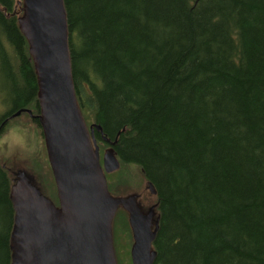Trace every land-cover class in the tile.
<instances>
[{"label": "trees", "instance_id": "1", "mask_svg": "<svg viewBox=\"0 0 264 264\" xmlns=\"http://www.w3.org/2000/svg\"><path fill=\"white\" fill-rule=\"evenodd\" d=\"M16 2L0 0V126L40 113ZM64 5L83 117L156 190L152 264H264V0ZM9 168L0 161V264H11ZM118 212L114 247L119 225L130 230Z\"/></svg>", "mask_w": 264, "mask_h": 264}, {"label": "water", "instance_id": "2", "mask_svg": "<svg viewBox=\"0 0 264 264\" xmlns=\"http://www.w3.org/2000/svg\"><path fill=\"white\" fill-rule=\"evenodd\" d=\"M16 4L15 13L22 12L19 28L34 63L40 113L24 108L12 117L27 111L38 119L58 204L42 193L31 172L24 168L12 172L11 264H117L112 222L118 207L128 209L132 264H152L158 229L155 206L144 209L143 190L119 195L108 190L105 173L118 170L120 161L115 141L102 135L99 124L87 126L84 120L72 75L64 0H17ZM94 131L109 144L102 163ZM147 187L156 194L151 182Z\"/></svg>", "mask_w": 264, "mask_h": 264}, {"label": "rangeland", "instance_id": "3", "mask_svg": "<svg viewBox=\"0 0 264 264\" xmlns=\"http://www.w3.org/2000/svg\"><path fill=\"white\" fill-rule=\"evenodd\" d=\"M28 109L34 115L36 114L31 108ZM2 111L3 106L0 104V113ZM33 119L37 118L30 116L27 111H23L19 115L7 120L3 133L0 135V161L6 168L11 166L9 168L11 172L17 169L21 171L24 168L35 174V177L39 178V183L44 188V193L53 200L56 192L55 181L49 165L41 126L40 124L37 126L32 121ZM90 123H92L91 118H88L87 124L89 125ZM96 144L98 145V143ZM98 147L102 162L104 149L107 146L101 144ZM120 168L106 174L108 182L113 184L120 182L111 191L118 194L132 190H143L145 194L151 197L152 202H154L155 195L149 191L147 182L139 168L126 165ZM123 218L128 222L127 214H123ZM117 230L118 236L116 243H118V246L115 247L117 264H132L130 258L131 232L123 224L119 225Z\"/></svg>", "mask_w": 264, "mask_h": 264}, {"label": "flooded vegetation", "instance_id": "4", "mask_svg": "<svg viewBox=\"0 0 264 264\" xmlns=\"http://www.w3.org/2000/svg\"><path fill=\"white\" fill-rule=\"evenodd\" d=\"M7 123V122H6ZM134 191H136V190H134ZM123 194V193H122ZM142 203L144 204L143 205V207H144V209H149V207H153L154 206V202H152V200H151V197L149 196V195H147V194H145L144 193V196H142ZM130 206V205H129ZM127 208V207H126ZM154 208V207H153ZM128 210V209H127ZM127 210H125L124 208H119V210L117 209V213H119L118 211H121V212H123L124 214H127V219H128V211ZM152 218H153V216H152ZM128 226H129V228H130V225H129V221H128ZM130 230H131V228H130ZM131 235H132V233H131Z\"/></svg>", "mask_w": 264, "mask_h": 264}, {"label": "bare ground", "instance_id": "5", "mask_svg": "<svg viewBox=\"0 0 264 264\" xmlns=\"http://www.w3.org/2000/svg\"><path fill=\"white\" fill-rule=\"evenodd\" d=\"M4 124H6V122H2V123H1V126L4 125ZM1 126H0V127H1ZM42 134H43V133H42ZM151 227H152V226H151Z\"/></svg>", "mask_w": 264, "mask_h": 264}]
</instances>
